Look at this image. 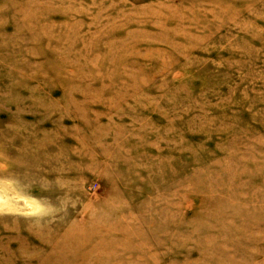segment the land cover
Instances as JSON below:
<instances>
[{"label": "rangeland", "instance_id": "374dc122", "mask_svg": "<svg viewBox=\"0 0 264 264\" xmlns=\"http://www.w3.org/2000/svg\"><path fill=\"white\" fill-rule=\"evenodd\" d=\"M0 264H264V0H0Z\"/></svg>", "mask_w": 264, "mask_h": 264}]
</instances>
